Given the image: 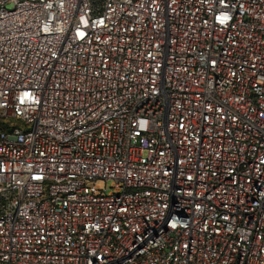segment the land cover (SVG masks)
I'll list each match as a JSON object with an SVG mask.
<instances>
[{"label":"built area","instance_id":"2783aa9c","mask_svg":"<svg viewBox=\"0 0 264 264\" xmlns=\"http://www.w3.org/2000/svg\"><path fill=\"white\" fill-rule=\"evenodd\" d=\"M0 264H264V0H0Z\"/></svg>","mask_w":264,"mask_h":264}]
</instances>
